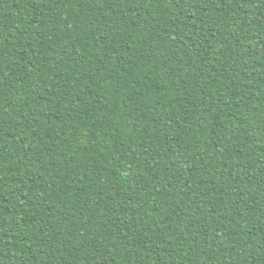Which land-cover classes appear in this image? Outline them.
<instances>
[{
  "label": "trees",
  "instance_id": "trees-1",
  "mask_svg": "<svg viewBox=\"0 0 264 264\" xmlns=\"http://www.w3.org/2000/svg\"><path fill=\"white\" fill-rule=\"evenodd\" d=\"M0 264H264V0H0Z\"/></svg>",
  "mask_w": 264,
  "mask_h": 264
}]
</instances>
